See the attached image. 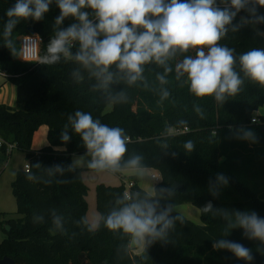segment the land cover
Segmentation results:
<instances>
[{
  "label": "trees",
  "instance_id": "1",
  "mask_svg": "<svg viewBox=\"0 0 264 264\" xmlns=\"http://www.w3.org/2000/svg\"><path fill=\"white\" fill-rule=\"evenodd\" d=\"M15 2L0 0V69L17 89L16 107L0 104V137L4 141L0 147V165L12 153L7 151V143L11 142L24 153L30 169L18 170L12 181L16 212L20 216L1 221L4 229L9 225L10 230L0 243V259L9 256L12 264H264V244L246 238L240 228L223 236L226 222L220 216L202 211L211 202L214 209L255 211L264 218V115H260L259 123L251 122L254 112L264 105V88L245 80L243 90L221 105L213 97H195L187 84L175 80L173 73L165 86L170 96L160 103L156 72L162 69L149 65L145 70L149 89L142 85L131 88L125 84L113 85L114 91L125 90L129 101L107 110L104 96L91 90L93 81L85 79L79 84L73 81L70 73L76 65L72 62L62 60L45 65L19 60L21 35L38 33L41 36V59L57 27L66 28L75 22L69 17L62 25H55V18L60 14L55 2L43 20H21L10 37L13 46H6L3 36L6 11ZM252 8L256 15L264 16V7L250 5L249 10L237 14L233 24L239 25L241 18L251 19ZM219 43L235 49L237 56L253 48L264 49V23H248L236 32L230 30ZM194 105L203 110V117L195 112ZM76 110L90 112L93 118L109 126L122 127L129 137L128 155H142L146 168L160 173L161 181L155 185V191L158 193L160 188L173 191L171 196L165 194L161 206L191 203L199 209L201 222L196 223L174 210L171 215H183L184 223L177 221L167 241H156L140 254L133 253L127 236L110 231L103 224L94 232L77 225L76 221L87 218L88 209L82 169L65 171L63 175L56 173L51 178L47 175L48 168L54 165L67 168L72 154L86 151L81 138L70 128L71 140L64 144L60 139L68 115ZM180 120L186 123L180 125ZM41 124L49 128V145L35 151L31 141ZM229 126L251 129L257 142L234 138ZM171 128L176 132L172 133ZM188 140L195 144L190 153L183 149ZM164 142L169 145L167 149L161 146ZM55 146L64 149H55ZM37 163L40 168L34 167ZM217 174H223L229 182L214 197L209 182H215ZM29 175L37 179L30 180ZM49 179L51 183H46ZM65 179L69 182H56ZM175 182L181 186L172 188ZM124 189V182L99 183L96 186L99 214H106L116 198L124 194ZM130 193L143 196L148 192L133 182ZM52 209L64 217V231L53 229ZM41 214L44 221L34 223V215ZM221 238L251 249L252 261L238 259L227 250H215L213 243Z\"/></svg>",
  "mask_w": 264,
  "mask_h": 264
},
{
  "label": "clouds",
  "instance_id": "2",
  "mask_svg": "<svg viewBox=\"0 0 264 264\" xmlns=\"http://www.w3.org/2000/svg\"><path fill=\"white\" fill-rule=\"evenodd\" d=\"M53 2L60 10L55 25H62L69 17L75 22L66 28L57 27L47 44L46 54L38 62L45 65L62 60L72 62L76 65L70 73L73 81L77 84L85 79L93 81L91 90L101 93L109 107L129 101L128 93L114 91L113 85L125 84L129 88L142 85L149 89L145 76L149 65L162 69L156 72L160 103L170 96L165 86L173 73L176 81L188 85L192 95L213 97L221 105L243 90L245 80L264 88V49L253 48L237 56L235 49L219 43L230 30L236 32L248 23H264V16L256 15L252 8L251 19L241 18L239 25L233 24L239 12L249 10L250 5L264 7V0H220L219 4L217 0H16L6 11L3 31L6 46H13L10 37L21 20H43ZM194 110L203 117L198 105H194ZM178 123L184 125L186 121ZM229 127L234 138L257 142L251 129ZM69 128L81 138L86 151L74 156L67 168L61 165L48 168V177L77 168L113 175L143 177L146 174L143 156L128 155L129 137L122 127L109 126L93 118L90 112L76 110L68 115L61 131L60 139L64 144L71 140ZM161 146L169 147L167 142ZM183 149L192 152L194 142L186 141ZM172 155L174 157L175 153ZM40 166L37 163L34 167ZM28 179L37 177L29 175ZM45 182L51 183V179ZM228 182L223 174H217L215 182H209L211 194L218 196L220 188ZM165 193L171 196L173 191L160 188L158 193L154 190L143 196L124 193L116 198L106 214L94 216L91 223L87 218L75 223L86 226L90 232L103 224L108 230L127 236L129 246L146 250L156 241H167L177 221L184 223L183 215H171L177 211V206H161ZM202 211L220 216L226 222L223 236L240 228L246 238L264 244V218L255 211L214 209L211 202ZM44 219L42 214L34 215L33 222L42 223ZM51 223L54 230L64 231V217L55 209L51 210ZM213 248L230 251L247 262L253 259L251 249L224 238L216 240Z\"/></svg>",
  "mask_w": 264,
  "mask_h": 264
},
{
  "label": "crops",
  "instance_id": "3",
  "mask_svg": "<svg viewBox=\"0 0 264 264\" xmlns=\"http://www.w3.org/2000/svg\"><path fill=\"white\" fill-rule=\"evenodd\" d=\"M16 95H17L16 85L13 82L7 80L4 75L0 74V104H6L11 107H16L17 106ZM263 107L264 105L260 106L257 109L256 113L259 115L264 114V111L263 112L260 111V109H263ZM48 130L49 128L46 124H41L34 131L31 141V147L33 150L37 151L42 147L49 145ZM54 148L64 149L63 146H55ZM80 155L83 154H78V153L72 154V160L74 159V156H80ZM26 161L27 160L25 158L24 153L15 148L12 151L9 158L2 165H0V218L2 219L8 218L5 216L6 214H11L16 212L17 209L16 200L12 193L11 184L16 177L17 171L23 169V165ZM84 170H88V169L82 168V178L83 181L85 182L83 177ZM153 172H157V170L154 168H146L145 169L146 174L143 177H137L128 174H115L116 177L118 178V182H115L116 184L114 185H119L122 182H124L125 184L126 182L129 181L136 182L146 192L151 193L155 190V185L157 184V182H155L151 177V173ZM108 185H112V184H108ZM187 204L191 205L190 203ZM196 209L199 210L197 207ZM196 223H200V222H196ZM131 248L133 253L135 254H140L142 252V250L135 245H132Z\"/></svg>",
  "mask_w": 264,
  "mask_h": 264
},
{
  "label": "rangeland",
  "instance_id": "4",
  "mask_svg": "<svg viewBox=\"0 0 264 264\" xmlns=\"http://www.w3.org/2000/svg\"><path fill=\"white\" fill-rule=\"evenodd\" d=\"M263 106V105H262ZM111 107H107V110H109ZM261 112L264 111L263 109H260ZM264 115V114H261ZM253 116L259 117L260 115L254 112ZM187 127H184L183 129H186ZM172 133L176 132L175 128H171L170 130ZM150 171V170H148ZM83 177L85 180V183L87 185V193H86V201L88 205L87 209V219L91 223L93 220V217L96 215H99V212L96 208V190L95 187L98 183H105V184H116L115 182H118V178L116 175L110 174V173H96L93 171L84 170L83 171ZM152 172V171H150ZM158 172V171H157ZM191 204V203H190ZM188 205L187 203H183L177 206V211L182 213L185 217L188 219L194 221V222H201L200 219V211L196 209V206ZM6 217H19L20 215L17 212L6 214ZM3 219L0 218V243L7 237L8 233L7 230L4 229L1 221Z\"/></svg>",
  "mask_w": 264,
  "mask_h": 264
},
{
  "label": "built area",
  "instance_id": "5",
  "mask_svg": "<svg viewBox=\"0 0 264 264\" xmlns=\"http://www.w3.org/2000/svg\"><path fill=\"white\" fill-rule=\"evenodd\" d=\"M19 43H20V49H19V60L26 63H32L40 60V47L42 43V38L38 33H31V34H23L19 37ZM0 74L4 75L5 72L1 71ZM255 121V122H253ZM260 116H252L251 122L252 123H259ZM186 129H183V131H186ZM4 143L3 139L0 137V147ZM16 148L15 143L8 142L7 143V151L11 152ZM23 169L29 170L30 169V163L26 161L23 165ZM151 177L155 182L161 181V175L159 172H153L151 173ZM133 185V182L129 181L125 183V189L124 193H130V188Z\"/></svg>",
  "mask_w": 264,
  "mask_h": 264
},
{
  "label": "water",
  "instance_id": "6",
  "mask_svg": "<svg viewBox=\"0 0 264 264\" xmlns=\"http://www.w3.org/2000/svg\"><path fill=\"white\" fill-rule=\"evenodd\" d=\"M262 129L264 130V126L262 127ZM180 186H181V184L175 182V183L172 185V188H179ZM166 189H168V188H166ZM165 194H167V193H165ZM5 229H6L7 231H9V230H10V226H9V225H6V226H5ZM12 262H13V259H12L11 257H9V256H4V257H2V258L0 259V264H12Z\"/></svg>",
  "mask_w": 264,
  "mask_h": 264
}]
</instances>
